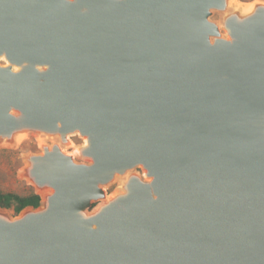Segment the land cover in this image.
I'll return each instance as SVG.
<instances>
[{"label":"water","instance_id":"1","mask_svg":"<svg viewBox=\"0 0 264 264\" xmlns=\"http://www.w3.org/2000/svg\"><path fill=\"white\" fill-rule=\"evenodd\" d=\"M229 5L0 0V143L78 133L90 159L29 157L53 193L0 208V264H264V5L223 33Z\"/></svg>","mask_w":264,"mask_h":264},{"label":"rangeland","instance_id":"2","mask_svg":"<svg viewBox=\"0 0 264 264\" xmlns=\"http://www.w3.org/2000/svg\"><path fill=\"white\" fill-rule=\"evenodd\" d=\"M230 5L226 8V10H213L210 20L216 22L220 27L223 33H225L222 28V24L224 22V18L228 14L239 13L241 14L244 10L251 6L250 4L264 5V0H229ZM235 1V2H234ZM232 3V4H231ZM241 4V5H238ZM247 5V7H246ZM246 7V8H244ZM28 135V138L23 142H6L0 143V191L4 194L14 193L20 196H28L33 193L37 194L36 188L31 184L30 179L27 176L26 169L29 165V157L32 155H39L43 153L42 147L40 146V142L38 138H42L45 140L46 146L51 149L54 144L58 145L61 150H63L66 154H72L76 150L77 147L83 146L85 143L82 137L78 134H70L68 141L72 142L74 145L69 146L64 144L62 140L58 137V135H47V134H38L35 132H31ZM47 137V138H46ZM58 139V140H57ZM59 141V142H58ZM56 142V143H55ZM58 142V144H57ZM75 159V158H74ZM76 162H85L82 158L75 159ZM88 163V161H86ZM144 172L143 168L137 167L134 170L129 172L130 174L142 175ZM115 182H111L110 184L103 186L105 193L108 196L121 191L120 185H122L123 180L120 176H117ZM105 200H98L93 203L92 208L89 209V213L93 212L94 208L97 207ZM12 207V208H11ZM0 208L8 209L12 217H17L20 214L15 213L13 210V206L10 200H5L0 197Z\"/></svg>","mask_w":264,"mask_h":264},{"label":"bare ground","instance_id":"3","mask_svg":"<svg viewBox=\"0 0 264 264\" xmlns=\"http://www.w3.org/2000/svg\"><path fill=\"white\" fill-rule=\"evenodd\" d=\"M235 2V1H234ZM238 5H241V4H238ZM251 6H249V7H247V5H246V7H244V8H246L245 9V11L247 12V13H252L253 11H254V9H255V5H252V4H250ZM0 62H3V64L5 65V66H8V65H10V61L6 58V56L5 55H3V56H1L0 57ZM29 65H28V63H24V64H22V65H20V66H14V69L16 70V71H18V70H20V69H23V68H27ZM75 134V133H74ZM76 134H78V133H76ZM28 138V135H26V134H20V135H18L17 136V141L19 142V143H21V142H23L24 140H26ZM47 138V137H46ZM39 139V142H40V146L43 148V146H45L46 144H45V138L44 139H42V138H38ZM82 139H84L83 141H85V143H83L82 145L83 146H81V147H77L76 148V150L74 151V152H72V155L74 156V158L75 159H77V158H82L83 160L85 159L86 160V155H85V153L83 152V149L84 148H86L87 146H88V138L86 137V136H82ZM58 140V139H57ZM61 140V139H60ZM59 142V141H58ZM58 142H57V144H58ZM56 143V142H55ZM67 145H68V147L69 146H72L73 147V143L70 141H68L67 143H66ZM64 152V151H63ZM69 154V153H68ZM89 158H87V160H88ZM90 160V159H89ZM88 160V161H89ZM116 180H118V179H116ZM31 182V181H30ZM32 184V183H31ZM120 188H122V186H120ZM37 190H38V192L41 194V196H43V197H45L46 196V194H52L53 193V189H51V190H48V189H42L41 187H38L37 188ZM118 195V192H116V193H114V194H112V195H110V198H115L116 196Z\"/></svg>","mask_w":264,"mask_h":264},{"label":"trees","instance_id":"4","mask_svg":"<svg viewBox=\"0 0 264 264\" xmlns=\"http://www.w3.org/2000/svg\"><path fill=\"white\" fill-rule=\"evenodd\" d=\"M0 197L5 200H10L17 214L20 213L24 208L29 206L35 208L39 207L41 202L40 196L35 193L28 196H20L14 193L4 194L0 191Z\"/></svg>","mask_w":264,"mask_h":264}]
</instances>
